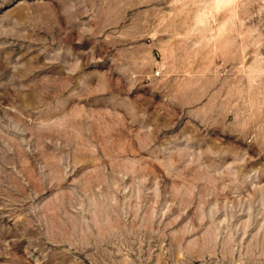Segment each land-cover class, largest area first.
<instances>
[{"label": "clouds", "instance_id": "clouds-1", "mask_svg": "<svg viewBox=\"0 0 264 264\" xmlns=\"http://www.w3.org/2000/svg\"><path fill=\"white\" fill-rule=\"evenodd\" d=\"M20 242L264 264V0H0V264Z\"/></svg>", "mask_w": 264, "mask_h": 264}, {"label": "rangeland", "instance_id": "rangeland-1", "mask_svg": "<svg viewBox=\"0 0 264 264\" xmlns=\"http://www.w3.org/2000/svg\"><path fill=\"white\" fill-rule=\"evenodd\" d=\"M16 4H20L21 0H15ZM29 3H32L33 0H28ZM9 239H11L9 237ZM27 244L24 242H20L16 244L14 247V251L16 252V256L20 259L21 264H46L44 258V252L40 248L32 249L26 251Z\"/></svg>", "mask_w": 264, "mask_h": 264}]
</instances>
